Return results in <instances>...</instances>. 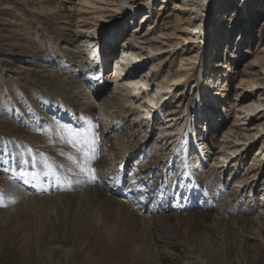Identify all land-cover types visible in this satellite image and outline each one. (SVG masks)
<instances>
[{"label": "rangeland", "instance_id": "1", "mask_svg": "<svg viewBox=\"0 0 264 264\" xmlns=\"http://www.w3.org/2000/svg\"><path fill=\"white\" fill-rule=\"evenodd\" d=\"M148 1L0 0V121L3 120V116H6L8 122L4 128L8 125L12 131L17 128L21 132L19 138L9 136L5 142L2 141L14 150L18 158L14 162L18 166L21 164L23 167L30 166L32 163L33 158L29 156L28 149H31L35 154L40 152L41 155L46 156L47 160L49 158L46 152H60L59 154L64 155L60 160L65 161L54 164L60 166L59 169H64L70 164L66 157L77 153L60 138V131L64 127L83 131L84 128L95 125L85 112L87 100L82 99V106L79 108L81 112L73 111L72 108L67 107L68 105L64 106L63 111L50 96L41 92L31 94L32 92L29 90L25 92L23 85L20 86L18 75L27 73L26 76H31V73H28L31 65L44 60V74L61 77L62 81L66 79L65 83L70 87L65 92L75 99H80L82 92L87 87L94 88L96 82L92 80L82 83L80 81L85 78L84 74L78 71V67L76 68L70 63V59L75 60L78 43L71 46L67 36L69 34L74 36L78 31H84L96 34L107 55H112L111 66L109 65L106 73L110 80L109 85L95 89L96 115L97 118L101 117L98 126L105 127L107 123L111 125L115 121L112 124L113 127L120 123L116 134L122 138L120 142H125L130 150L129 153L133 152L130 158H138L139 150L133 149V147L139 143L146 146V150H151L156 146L159 149H166L165 153L170 151L181 153L183 157L188 147L187 155L189 152L190 154L187 164L193 178H201L200 186L202 190L204 189L201 192L202 198L208 196L210 201L215 200L213 197L216 192H212L210 188L217 184L218 179H221V183H228L231 191L235 189L236 198H239L241 202L246 204L252 202V205L259 203L256 199H262L261 195L264 194V0H209V3L205 5L206 12L204 13L205 10L199 12L202 10L198 8L195 10V14L190 12V9H184L188 10L186 12L180 9L183 3L195 0H152L151 4H154V9L151 8V10H149L151 5H146ZM243 6H248V16L243 12ZM136 8V14H134ZM251 10L254 11V15L248 20ZM191 21L201 23L202 27L204 24L207 26L208 41L204 44V50L207 52H209V41H216L222 34L220 42H226L220 43V58L217 60L227 61L229 59L234 65L232 73H228L230 82L221 80V83L224 82L223 89H225L222 91V95L227 92L229 86L228 93L224 97H220L219 100L211 99L215 98V94L218 93L217 88H213L209 94L210 98H208L213 101V104H216L213 108L214 112H212L215 119L212 125L205 124V117H202L205 120L199 119L197 113L193 112V107L189 109L186 107L185 100L187 97L193 96V90L191 92L187 87L184 89V84H179L180 86H175L173 83L168 84L171 87L170 91L161 90L160 93L154 95L159 82L165 84V77L172 78L176 72V74L185 72L191 74L192 68H196L201 62L199 58L201 49L199 45L201 44L198 43V40L186 42L182 37L186 24ZM224 21L226 24H223ZM111 27L114 29L106 38L107 31ZM120 27L123 29H120L119 32ZM244 28L246 31L242 34ZM118 32L119 34H117ZM112 36L115 38L112 39ZM202 36L203 34H201ZM101 44H97L98 49L94 54L97 57L94 59L92 55L89 57L90 46L85 57L97 64ZM92 45L95 46L96 43H92ZM149 48H152L154 52L149 53ZM123 49L131 56L146 54L140 64L136 63L131 69L129 68V71L127 70L126 75L131 74V80H125V76L121 77V74L119 75L115 70L116 59L119 61L122 58ZM216 51L217 49L210 54L213 59ZM189 57L196 58L192 62L193 66L191 63L182 62L183 59ZM32 58L35 59L33 63L30 62ZM54 63H58V65ZM99 65L98 63L96 67ZM210 65L209 67H211ZM237 68L236 78L233 79ZM144 80L148 81H146L147 87L141 86L143 89L137 92L136 88ZM224 80H226L225 77ZM27 88L30 89L28 86ZM63 93V91L58 92V96L62 98H59L61 101L66 97ZM111 94H114L116 100L123 106L121 110H115L112 113L122 111L121 117H124L122 119L115 116L102 117L100 110L108 104L104 101ZM167 94L168 96L165 98ZM202 102L204 103V100ZM154 103H158L160 108L154 117L156 123L152 125L153 115L151 118H147L148 116L143 113L146 109H152ZM256 105H263V107L255 111L252 117H248L244 109H251V107L255 109ZM37 107L40 112L37 111ZM51 108L55 111H48ZM159 111H162L160 116ZM36 112L37 115H35ZM240 113L241 115L237 116ZM124 114L126 115L124 116ZM63 116L66 117L63 118ZM136 116L138 119L134 118ZM75 118L78 120L76 124L72 122ZM87 118L90 120H88L89 123L85 122ZM150 124L151 128L148 129ZM202 127H210V131L213 130L208 139L204 135L208 129L204 131ZM185 129L188 131L185 137L182 135V139L179 137L175 146L171 145V138L176 137V134L177 137L178 134L181 136ZM198 135H204L201 141L196 139ZM212 146L214 148L210 151ZM235 149L237 150L235 151ZM233 152L235 153L233 154ZM219 155H223L224 158ZM39 158L41 157L34 159L39 161ZM225 158L228 161L225 167L221 168ZM127 162L129 163H123L126 180L129 178L127 177L129 174L133 175L134 173L131 160H127ZM17 171H19L18 168ZM166 178L169 182L167 186H169L173 177L167 175ZM8 179L10 180L11 177ZM4 183L5 181H1L0 178V188L8 190ZM14 184L20 186L19 188H26L27 191V185H20L17 182ZM247 184L248 186L245 188ZM117 194L121 197L119 193ZM234 198H230L229 205L233 204L231 202ZM186 203L192 205L190 200ZM193 204L195 207L196 203ZM115 205L108 206L102 198L95 200L90 197L85 206L92 208L91 214L95 210L96 220L92 227L101 229L105 222L108 230L113 229L112 227L116 229L112 237L101 230V235L97 239L104 250L107 264H125L127 256L126 264H134L129 256L130 251L127 250L129 241L125 229L128 227L130 218L121 208L114 207ZM220 214V212H214V217L217 218ZM98 218L104 222H98ZM219 220L228 222L229 217L222 215ZM161 235L164 236L163 233ZM82 238H86V233L80 235V239ZM244 240L250 254L248 258L251 257L254 264H258V262L264 264V252L257 254L249 249L255 240L248 238L247 235H244ZM97 241L92 239L89 241V254L94 256L91 264H96ZM259 242L263 244V239ZM241 253L239 257L244 259V255ZM218 258L222 259L220 256Z\"/></svg>", "mask_w": 264, "mask_h": 264}, {"label": "bare ground", "instance_id": "2", "mask_svg": "<svg viewBox=\"0 0 264 264\" xmlns=\"http://www.w3.org/2000/svg\"><path fill=\"white\" fill-rule=\"evenodd\" d=\"M151 3L152 0H149L146 4L147 6L151 5L149 10L151 8L154 9V4ZM207 3H209V0L187 1L183 3L180 9L183 12L188 11L184 9H190L189 11L195 14V10L201 8L202 11L199 10V12L205 10V13L207 10L205 5ZM245 9L247 14H249L247 8ZM136 10L137 8L134 14H136ZM253 12L251 10L248 20L254 15ZM223 24H226V22L224 21ZM185 27L186 29L182 34L185 41L197 39L198 43L201 44L199 45L201 48L199 50L201 62L198 63L196 68H192L191 74L188 72L176 74V72L172 78L165 77V84L159 82L154 95L160 93L161 90L170 91L171 87L168 84L173 83L175 86L184 84V89L187 87L190 91L193 90V96L187 97L185 100L186 107L188 109L193 107V112L197 113L199 119L205 120L202 118L205 117L207 125H212V122L215 120L212 112H214L213 108L216 104H213V101L209 99V94L213 88H217L218 93L215 94V98L211 99L219 100L220 97H224L228 93L229 86L227 87V92L222 95V91L225 89H223L224 82L221 83V80L230 82L228 77L232 73L234 65L231 64L229 59L227 61L217 60L220 58V43L226 42H220L222 34L218 35L220 40L209 41V52H207L204 50V44L208 41V35L206 34L208 33L207 26L204 24L202 27L201 23L191 21ZM113 29L114 27H111L107 31L106 38H108ZM120 29L122 30L123 28L120 27L118 29L119 32ZM244 31H246V28L243 29L242 34ZM201 34H203L202 37ZM67 37L69 39L68 43L72 44L71 46H74V43H78L77 50L75 51V60L70 59V63L76 66V68L78 67V71L84 74L85 78L80 80L82 83L92 80L96 82L94 88L87 87L82 92L83 94L80 95V99L69 96L65 92L70 87L65 83L66 79L62 81L63 78L61 79V77L44 74V60L43 62L38 61L31 65L28 72L31 73V76H26L27 73H20L21 75H18V80L20 86L23 85L25 92L29 90V92H32L31 94L44 93L56 101L62 110L65 105H68L67 107L72 108L73 111L81 112L79 108L82 106V99L85 98L87 100L85 112L94 121L93 123L96 125L95 131L99 137L97 146L99 158L92 165L96 169L97 179L94 183H89L86 176H73V183L70 186L71 190H68L69 186L66 183H58L51 178H42L36 184L24 183L19 178V171H17V168L21 170V165L18 166L14 162L18 158L12 147L4 143L5 139L9 136L21 137V132L17 128L12 131L8 125L4 128L8 119L6 116H3V120L0 121V178L1 181H5L4 184L8 187V190H5L7 192L10 191L14 195L16 203L10 204L8 207H2L3 209L0 207V264L93 263L94 256L89 254L90 239L97 241L101 235V230L105 231L109 237H112L116 229L112 227L113 229L108 230L107 224L103 220H100V218L97 221L104 222L101 229L99 227H92L94 220H96V213L94 210L93 214H91L92 208L85 206L90 197H93L95 200L96 198H102L103 202L108 206L116 204L114 207L121 208L128 218H130L128 227H125V229L129 241L127 250L130 251L129 256L134 261V264H254V260H251V257L248 258L250 254L248 246H246V239L244 240V235L255 240V243L249 249L257 254L264 252V194L261 195L262 199H256L259 202L257 203L258 205H252V202L251 204H246L241 202L239 198H236L237 192L234 191V188L231 191L228 183H221V179H218L217 184L211 185L212 188H210L212 192H216L213 197L215 200L210 201L208 196L202 198L201 192L204 189L202 190L200 186L201 178L194 179L193 175L190 174L187 164V158L190 154L189 152L187 155L189 151L188 147L186 151L184 150L186 154L183 157L181 153L178 154L171 151L165 153L166 149H159L156 146L151 150H146V146L139 143V145L133 147V149L139 150L138 158H130L133 152L129 153L130 150L125 142H120L122 138L116 134L121 124L117 123V125L112 127V124L115 122L113 121L111 125L107 123L105 127L98 126L101 117L97 118L96 115L95 89L109 85L110 80L106 73L112 55H107L104 51V46L101 44V40H99L100 38L96 34L78 31L74 36L69 34ZM113 37L115 38V36L111 38L113 39ZM111 38L109 39L111 40ZM212 38L213 35L211 36V40ZM92 43H96V45L93 46ZM97 44H101V52L98 55V63L100 65L98 67H96L98 63L96 64L93 60L85 57L89 46V57L91 55L93 59L97 57V55L94 56L98 49ZM216 49L217 53L213 59L210 54ZM148 50L149 53L154 52L152 48ZM122 52V58L119 61L116 59L115 70L119 75L121 74V77L125 76V80H131V74L126 75L127 70L129 71V68L131 69L136 63L140 64V61L144 60L143 56L146 57V54L131 56L124 49ZM194 60L196 58L189 57L183 59L182 62L186 64L191 63L193 66L192 62ZM34 61L35 59L32 58L30 62L33 63ZM70 63L69 66L71 65ZM55 65H58V63ZM217 65L219 66L216 67ZM212 68L213 70H211ZM13 69L15 70V68ZM237 72L238 68L235 70L233 79L236 78ZM56 77L57 79H55ZM224 77L226 80H224ZM146 81L144 80V82L141 81L139 83V87L136 88L137 92L147 87ZM60 91H63V95H66L63 101L58 96V92ZM101 96L105 97L103 94ZM165 96L167 98L168 94ZM203 100L204 103L202 102ZM104 102L108 104L100 110L102 117L115 116L120 118L123 115L122 111L112 113L115 110H121L123 107L116 100L114 94H111ZM262 107L263 105H256L255 109L251 107V109L245 108L244 110L248 117H252L255 111ZM158 108H160L158 107V103H154L153 108L146 109L143 114L148 116L147 118H151L153 112L158 110ZM50 110L53 109L51 108L48 111ZM37 111L40 112L38 107ZM161 112L159 111V116ZM44 114H47V112H44ZM55 114L57 115L56 112ZM35 115H37V112ZM238 115H241V113ZM152 117V125H154L156 122L154 116ZM122 118L124 117L120 119ZM134 118L138 119V116ZM88 120V118L85 119V122L89 123L90 120ZM218 120L220 121V119ZM72 122L76 124L78 120L75 118ZM82 123L85 125L84 122ZM150 128L151 124L148 126V129ZM206 129H208V132L210 131V127L204 128V131ZM182 132L181 136L178 134L177 137L176 134V137L171 138V145L175 146L179 137L182 139V135L185 137L188 131L185 129V132L184 130ZM203 136L198 135L195 137L198 141H201ZM59 153L54 151L46 152L49 158L47 160L46 156L41 155L40 152H36V154L33 152L31 158L34 159L40 156V163L36 167H33L31 163L30 166L23 167V170L26 171L27 167H29L28 171L40 172L43 176V162L45 160L52 164H59L65 161L60 160L64 155ZM69 156H77V154ZM219 156L224 158L223 155ZM36 160L38 161V159ZM127 160H131L134 173L133 175L129 174L127 176L129 178L126 180L124 177V164L129 163ZM227 161L225 158L221 168L225 167ZM69 169L75 171L74 166L70 163L64 169H59L60 174L62 176L70 174ZM167 175L173 177V181L169 186H167L169 184L166 178ZM9 177H11L10 180L8 179ZM77 179H79L80 183H75ZM16 182L20 185H27V191L25 190L26 188L23 189L19 188L20 186H16L14 184ZM247 186L248 184L245 188ZM222 191L224 192L222 193ZM230 191L231 193H229ZM117 193L121 197L117 196ZM230 198H234L233 202H231L233 203L232 205H229ZM188 200L192 201L191 206L186 203ZM193 203H196L195 207ZM215 205L216 207H214ZM214 212H220L221 214L215 218ZM222 215L227 218L229 217V221L220 222L219 219ZM83 233H86L88 240H85L86 238L80 239V235ZM262 239L263 244L259 242ZM99 242L97 241L96 243V264H107L104 250ZM102 243L105 244V242ZM240 253L244 255V259L239 257ZM219 256L222 259H219ZM127 260L128 256L125 264Z\"/></svg>", "mask_w": 264, "mask_h": 264}, {"label": "snow or ice", "instance_id": "3", "mask_svg": "<svg viewBox=\"0 0 264 264\" xmlns=\"http://www.w3.org/2000/svg\"><path fill=\"white\" fill-rule=\"evenodd\" d=\"M95 129L96 125H91L83 131L72 127H64L60 131V138L78 154L77 156L66 157L74 166L75 171L69 169L70 174L62 176L59 171L60 166L45 160L43 162V176L40 172L23 170V164H21V170L18 172L19 178L24 183L32 184L39 183L42 178H51L58 183H66L69 186L68 190H71L73 176H86L89 183H94L97 179V172L92 165L99 158L97 148L99 137ZM28 154L31 156V149H28ZM38 163L40 162L35 159L32 160L33 167H36ZM75 183H80L79 179L75 180ZM15 203L14 195L10 191L6 192L3 188H0V207H8L10 204Z\"/></svg>", "mask_w": 264, "mask_h": 264}]
</instances>
